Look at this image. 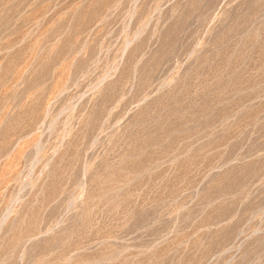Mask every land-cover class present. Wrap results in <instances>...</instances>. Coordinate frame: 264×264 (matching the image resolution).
<instances>
[{"label": "rangeland", "instance_id": "rangeland-1", "mask_svg": "<svg viewBox=\"0 0 264 264\" xmlns=\"http://www.w3.org/2000/svg\"><path fill=\"white\" fill-rule=\"evenodd\" d=\"M0 264H264V0H0Z\"/></svg>", "mask_w": 264, "mask_h": 264}]
</instances>
